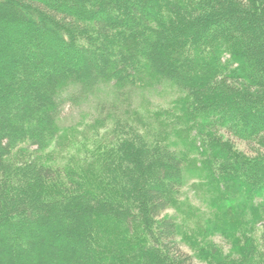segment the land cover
<instances>
[{
  "label": "trees",
  "instance_id": "1",
  "mask_svg": "<svg viewBox=\"0 0 264 264\" xmlns=\"http://www.w3.org/2000/svg\"><path fill=\"white\" fill-rule=\"evenodd\" d=\"M196 258L264 264V0H0V264Z\"/></svg>",
  "mask_w": 264,
  "mask_h": 264
},
{
  "label": "rangeland",
  "instance_id": "2",
  "mask_svg": "<svg viewBox=\"0 0 264 264\" xmlns=\"http://www.w3.org/2000/svg\"><path fill=\"white\" fill-rule=\"evenodd\" d=\"M86 107V105H85ZM85 107H82L85 108ZM81 110V107H77V106H71V107H66L64 110V115L66 116L67 121H70L72 119H75L79 113V111ZM230 139L233 140V143H235V146L237 149H239L240 151L244 152L246 155H254L256 153V151L254 150V147L252 145H250L249 143H247V141L245 140H240L237 139L235 137H230ZM173 213V211L169 210L167 211L165 214H170ZM215 242H217L218 244H220V246H222L224 248V250H227L229 248L228 244L226 243L225 240H222L221 236H217L212 238ZM183 249L186 250L187 252L192 253L193 250H191L190 248L183 246ZM194 264H207V262H205L204 260H201L199 258H196V260H194Z\"/></svg>",
  "mask_w": 264,
  "mask_h": 264
}]
</instances>
